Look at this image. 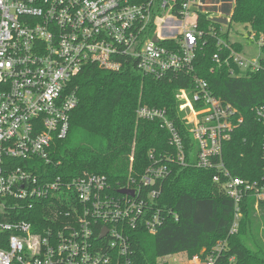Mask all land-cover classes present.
I'll list each match as a JSON object with an SVG mask.
<instances>
[{"label":"built area","instance_id":"built-area-1","mask_svg":"<svg viewBox=\"0 0 264 264\" xmlns=\"http://www.w3.org/2000/svg\"><path fill=\"white\" fill-rule=\"evenodd\" d=\"M207 1L0 0V264H134L133 233L143 229L154 235L172 215L156 203L170 158L163 162L150 155L144 172L119 188L132 191V196L119 190L113 195L103 175L85 174L68 183L60 178L45 181L36 174L35 160L49 163L54 142L67 137L78 103L69 84L87 66L118 72L133 63L154 80L192 73L203 35L197 28L198 13L213 6ZM251 34L250 41L260 50L262 38ZM218 44L229 54L224 59L215 54L217 64L232 62L242 76L264 72L263 58L247 59L222 41ZM234 71L230 75L238 77ZM194 85L191 98L184 90L178 93L179 111L187 112L184 121L194 143L189 164L165 110L139 105L136 117L160 123L181 166L213 171L212 182L233 203V234L244 199L253 196L255 207L264 202V145L260 182L233 176L224 165L222 148L242 119L233 106L212 96L204 80L194 78ZM255 116L264 124V108L256 109ZM61 189L71 190L79 207L69 206L66 221L57 229L35 232L29 222L8 218L32 210L36 201ZM223 245L205 257L187 258V264H216Z\"/></svg>","mask_w":264,"mask_h":264},{"label":"trees","instance_id":"trees-1","mask_svg":"<svg viewBox=\"0 0 264 264\" xmlns=\"http://www.w3.org/2000/svg\"><path fill=\"white\" fill-rule=\"evenodd\" d=\"M209 1L213 6L198 13L197 28L203 35L196 46L192 73L154 80L138 72L133 63L118 72L87 66L69 84L78 103L70 115L67 137L54 142L49 163L35 160L36 174L45 176V181L60 178L62 183H68L85 174L103 175L116 196L119 188L151 164L150 155L163 162L170 158L166 162L170 172L156 203L161 211L172 215L154 235L143 229L133 233L134 264H158V259L181 253L188 259L205 257L217 242L224 245L216 264H264V202L255 207L253 196H247L241 205L237 231L230 234L233 203L212 182L213 171L181 166L177 152L169 145V134L160 123L136 117L139 105L165 110L179 133L185 162L189 164L194 143L186 128V115L179 111L178 93L184 90L191 98L194 78L204 80L212 96L233 106L242 119L223 145L225 167L235 177L260 182L264 124L256 118L255 110L264 108V72L242 76L232 62L219 65L213 56L218 54L224 59L229 54L219 41L242 51V44L230 40L234 24L250 30L256 39L262 38L260 53L264 55V0ZM215 9H219L218 18L214 16ZM230 70H235L238 77H232ZM71 205L79 207L75 194L61 189L36 201L32 210L11 213L8 218L29 222L35 232L42 233L65 222ZM59 212L58 222L53 223L52 218Z\"/></svg>","mask_w":264,"mask_h":264},{"label":"rangeland","instance_id":"rangeland-1","mask_svg":"<svg viewBox=\"0 0 264 264\" xmlns=\"http://www.w3.org/2000/svg\"><path fill=\"white\" fill-rule=\"evenodd\" d=\"M207 2L210 3L209 0ZM214 12H215L214 16L218 18L220 16L219 9H215ZM250 34H251L250 30L245 29L244 26L234 24L232 25V29L230 31V40L231 42H238L242 44L243 47L242 55L245 56V58L254 59L260 57L264 59V55H261L258 46L250 41L249 39ZM184 114L186 115L187 112H185ZM219 244H223V242H217L216 246ZM157 262L158 264H187V257L186 255L175 254L165 257L163 259H158Z\"/></svg>","mask_w":264,"mask_h":264},{"label":"water","instance_id":"water-1","mask_svg":"<svg viewBox=\"0 0 264 264\" xmlns=\"http://www.w3.org/2000/svg\"><path fill=\"white\" fill-rule=\"evenodd\" d=\"M154 42H157V39L154 38ZM118 193L120 195H129V196H132V191L130 190H125V189H122V190H119ZM104 234L105 232H103L101 235H100V239L104 237Z\"/></svg>","mask_w":264,"mask_h":264},{"label":"crops","instance_id":"crops-1","mask_svg":"<svg viewBox=\"0 0 264 264\" xmlns=\"http://www.w3.org/2000/svg\"><path fill=\"white\" fill-rule=\"evenodd\" d=\"M242 51H243V47H242ZM242 51H241V52H242ZM259 51H260V50H259ZM181 255H186V254H185V253H181ZM186 257H187V256H186Z\"/></svg>","mask_w":264,"mask_h":264}]
</instances>
